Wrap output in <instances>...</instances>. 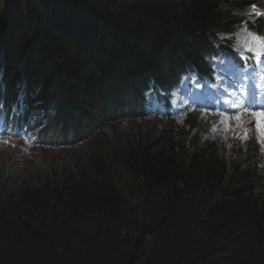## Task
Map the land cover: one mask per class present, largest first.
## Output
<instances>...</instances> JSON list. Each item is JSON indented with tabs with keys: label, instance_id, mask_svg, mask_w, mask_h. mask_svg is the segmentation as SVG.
<instances>
[{
	"label": "trees",
	"instance_id": "obj_1",
	"mask_svg": "<svg viewBox=\"0 0 264 264\" xmlns=\"http://www.w3.org/2000/svg\"><path fill=\"white\" fill-rule=\"evenodd\" d=\"M244 32L264 37V0H0L1 132L25 79L30 106L56 109L40 142L89 140L62 170L0 166V264H264L256 146L230 160L201 140L205 127L145 118L136 102L212 73L217 45L255 57L238 47ZM98 133L111 156L90 148ZM111 157L135 194L117 186Z\"/></svg>",
	"mask_w": 264,
	"mask_h": 264
},
{
	"label": "rangeland",
	"instance_id": "obj_2",
	"mask_svg": "<svg viewBox=\"0 0 264 264\" xmlns=\"http://www.w3.org/2000/svg\"><path fill=\"white\" fill-rule=\"evenodd\" d=\"M247 34L248 33H244L241 35L238 47L249 50L245 45H250L251 50L259 56L256 65L245 71H239V75H236L234 71L237 70L230 73L231 70L226 68L228 63L224 60L220 62L225 64L222 66L221 73L215 77V80L220 82V86H218L214 80H209L208 78L202 80L184 79L180 88L172 90L171 93V108L175 120L180 124L187 123L186 129L192 130L191 133L194 135H197L198 128L203 129V127H205L206 131L203 133L201 140L217 143L220 146V150L223 149V153L225 152L226 158L230 160L239 159L237 153L239 148L233 144L235 142V136H233L232 132L223 128L222 122L228 121V116L220 117L219 115L211 114V112L217 100L233 95L238 92L242 86L248 87L249 84L253 83L264 88V54L259 53L258 44ZM218 66L219 64H217V67ZM230 84L233 85L231 86ZM235 116L236 115H233L232 117ZM251 118L256 122L264 124L262 117H258L256 120L253 117ZM130 119L131 118H129V120ZM256 122H254V124ZM200 123L205 124L202 126ZM65 124L69 126L67 123ZM70 128L73 127L70 126ZM243 132H247L248 134L258 132L260 135L254 133L252 136L249 135L247 137L246 133ZM237 133L234 135L248 138L251 142L255 140L259 143L257 145V150L260 157L259 162L260 165H262V163H264V127L258 124L253 125L247 123ZM80 138V136L76 137L77 140ZM93 138H95V141L92 142V147L90 148L92 150H98L107 157L111 156V152H109L111 151V146L105 134L98 133ZM86 143H89V140H85L83 144L81 142L79 145L73 147L54 150L47 147L35 148V146L27 143L24 138L14 139L0 134V166L12 165L22 171H33V173L38 171L41 172L46 167L52 170H62L68 159L78 155L76 148ZM112 160L113 162L111 163ZM115 162L116 160L111 157L110 164L112 165V171L110 174L116 180L117 186L125 193L130 195L135 194L139 187V183L131 176L126 168L120 166L116 167Z\"/></svg>",
	"mask_w": 264,
	"mask_h": 264
},
{
	"label": "clouds",
	"instance_id": "obj_3",
	"mask_svg": "<svg viewBox=\"0 0 264 264\" xmlns=\"http://www.w3.org/2000/svg\"><path fill=\"white\" fill-rule=\"evenodd\" d=\"M244 33H249V32H244ZM244 33L237 35L238 43L240 42L239 39H240L241 35ZM224 51H225L224 47H220L218 45L216 46V50H215L214 54L212 55V65H211L212 73H210V74L206 73L202 78L198 77V75L194 72H192L189 75H187L185 73L182 75V77H186V78H181V81H182L181 84L183 83L184 79L202 80V79L211 78V80L216 81L218 86H220V82L215 80V77L219 73H221L222 66L225 65L224 63H220L221 61L227 60V63H228L226 66L227 69L229 68L230 70H232V69H235L236 67H238L239 71H242L240 69V67H242V69L245 67L244 68V71H245L246 69L252 68L254 65H256L255 63H257V60L259 59L257 57H253L252 54L249 52H240L236 59H233V57L226 58L224 55ZM217 64H219L218 67H217ZM3 69H4V67H3L2 57L0 55V72H2ZM153 81H155V79H150V85H152ZM20 83H21V85H23V89L22 90L19 89V92H18L19 98H14L13 104H12V107L10 110V117H9L10 133L9 134L0 133V134L9 136V137L14 138V139L24 138L27 143L35 146V148H46L47 147V148H51L54 150H61V149H65L66 147H68V146H64V145L66 143H70V141L66 140L64 142H61V143H65V144H61V143L56 142V140L54 138L47 140V143L40 144V142H39L40 138L46 139V134L43 133L42 129H40V126L43 124L44 120L46 118H48L50 115V114H48L47 117H43V109H44L43 105H49L48 106V112L51 114H54V111H51V110L52 109L56 110V109L51 106L50 101L43 103L41 105H38V106L36 105V107L34 105L30 106V104L28 102V96L30 95L31 90L28 88L27 80L23 79ZM181 84H180V86H181ZM252 85L254 87L258 88L259 91H256L253 94L251 91ZM27 88H28V90H27ZM245 88L247 89V91H251L252 94H250V98L253 96L256 99L255 104L257 103L258 108L255 110H250L249 112L246 111L245 114H240V116H251L255 120L258 117H262V121L264 123V91H261L263 88H261L259 85L253 84V83L249 84V86L245 87ZM173 90H177V89H173ZM162 92L166 95L167 100L166 99H160L155 95H153L152 98L150 100H148L147 98H145L143 96V93H142L141 101L140 100L136 101V102L141 103L140 112L142 113V115L145 118H151V117H156V116L162 118L163 113L165 111L169 112V118L174 117L173 113H172V108H171V98H172L171 93H172V91L170 92V90L167 91L166 89H164V91H161V93ZM168 94H169V96H167ZM146 102H148V104H146ZM231 102H233V101H231ZM219 105H222V102H220V101L217 102V106H219ZM4 112H5V110H4ZM153 112H155V113H153ZM235 113H236V111H230L229 113H227L225 110V107H223L222 109L212 107V112H211V114H216V115H219L220 117H225L227 114H228V116H230V115H233ZM16 115H20L23 117L22 123L19 120L15 119ZM3 121H4V116H1L0 130L2 129V126H4ZM256 123H259V122H256ZM14 124H15V126H14ZM260 124H262V123H260ZM19 126H22L21 132L25 134V137H22L20 134L15 135V133L13 132L12 129L14 127L19 128ZM68 130L70 131V129H68ZM243 133H246L247 137L249 135L252 136V134H254V133L259 134L258 132H253L252 134H248L247 132H243ZM233 136H235V142L233 144L236 147L238 146L239 149L241 148L243 150L241 152H245L246 148H248V146L252 143L256 146V148H257V145L259 144L255 140H254V142H251L250 139L242 138L239 135H233ZM262 161H263V159H262Z\"/></svg>",
	"mask_w": 264,
	"mask_h": 264
},
{
	"label": "bare ground",
	"instance_id": "obj_4",
	"mask_svg": "<svg viewBox=\"0 0 264 264\" xmlns=\"http://www.w3.org/2000/svg\"><path fill=\"white\" fill-rule=\"evenodd\" d=\"M228 55V53L226 54ZM227 61V60H226ZM238 68V67H236ZM235 70V69H234ZM229 71V70H228ZM229 76V75H228ZM182 78H186V77H182ZM234 78V77H233ZM229 80V79H228ZM236 80V79H234ZM226 81V80H225ZM182 81H180V84H181ZM235 82V81H234ZM231 85V84H230ZM233 85V84H232ZM231 85V86H232ZM180 88V85L178 86V88L176 89H179ZM145 98H147L148 100H150L152 98V96H146ZM146 104H148V102H146ZM210 104V103H209ZM233 115H236L235 117H232ZM233 115H230L228 116V114L226 116H228V121H223L222 122V125H223V128L232 132V134L234 135L235 133H237L244 125H246L247 123L248 124H253V125H262L264 127V124H260V123H255L256 121H253L249 116H240V110H237V112ZM234 118V119H232ZM232 119V120H230ZM221 125V127H222ZM231 135V133H230ZM40 142V141H39ZM44 142H40V144H43Z\"/></svg>",
	"mask_w": 264,
	"mask_h": 264
},
{
	"label": "snow or ice",
	"instance_id": "obj_5",
	"mask_svg": "<svg viewBox=\"0 0 264 264\" xmlns=\"http://www.w3.org/2000/svg\"><path fill=\"white\" fill-rule=\"evenodd\" d=\"M259 15V13H257ZM249 37H251L252 40H254L258 46H259V53L260 54H264V37H256L253 36L251 33L247 34ZM246 47L249 48V50H251V46L250 45H245Z\"/></svg>",
	"mask_w": 264,
	"mask_h": 264
}]
</instances>
